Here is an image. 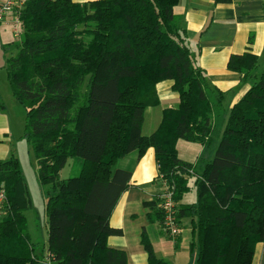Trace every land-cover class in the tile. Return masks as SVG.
Here are the masks:
<instances>
[{"label":"trees","instance_id":"16d2710c","mask_svg":"<svg viewBox=\"0 0 264 264\" xmlns=\"http://www.w3.org/2000/svg\"><path fill=\"white\" fill-rule=\"evenodd\" d=\"M178 1L25 0L17 10L21 33L10 45L6 78L25 113L23 138L37 180L51 189L42 246L32 242L23 214L31 200L18 159L0 160V264H127L124 251L106 244L122 234L109 221L131 177L114 166L147 148L154 149L158 181L172 191L178 222L189 219L191 264H251L264 241V67L257 76L255 55L230 57L228 69L251 86L229 109L212 157L179 159L178 140L210 148L216 103L173 14ZM163 81L172 82L178 104L162 111L146 137L144 112L159 105ZM69 159L79 160V173L60 180ZM191 179L196 201L180 204ZM159 205V195L143 203L148 221L162 225ZM140 242L148 264H167L144 230Z\"/></svg>","mask_w":264,"mask_h":264},{"label":"crops","instance_id":"0c3cea01","mask_svg":"<svg viewBox=\"0 0 264 264\" xmlns=\"http://www.w3.org/2000/svg\"><path fill=\"white\" fill-rule=\"evenodd\" d=\"M3 1L5 0H0ZM72 1L85 3L93 0ZM173 14L185 30L196 64L204 72L208 82L210 99L216 103L211 121L212 135L217 128L221 135L229 109L252 83L228 69L230 57L246 52L255 55L257 62L264 57V0H233L230 4H216L214 0H179L173 8ZM12 17L7 16L6 21L1 23L5 33L8 32L5 28L12 23ZM12 43L14 41L6 43L5 50H9ZM171 86V81L156 85L159 105L145 110L141 129L143 136H150L157 130L164 109L177 106L178 96L172 92ZM219 94L221 97L217 98ZM10 131L9 116L3 110L0 112V160L15 156L10 145ZM181 142L186 141L176 143L178 157L188 163H195L203 157L210 159L215 148L191 142L185 145ZM181 150L182 154L190 156H182ZM115 165L114 168L117 169H129L131 177L128 189L118 200L109 221L110 226L120 229L122 234L107 237L108 247L124 251L127 264H148L147 254L140 242L144 230L156 258L167 264H191V257L186 249L190 242V225L187 230L189 237L185 238L182 231L184 219H181V233L171 239L158 222H149L146 216L149 210L144 208L143 203L151 201L163 191L157 179L154 149L147 148L141 157H138L136 151L131 152ZM179 203L185 204L182 201ZM251 264H264V241L256 245Z\"/></svg>","mask_w":264,"mask_h":264},{"label":"rangeland","instance_id":"374dc122","mask_svg":"<svg viewBox=\"0 0 264 264\" xmlns=\"http://www.w3.org/2000/svg\"><path fill=\"white\" fill-rule=\"evenodd\" d=\"M7 19V18H6ZM5 19V21H6ZM4 21V22H5ZM13 17L12 23L7 29V33L4 32V26L0 24V99L4 103L5 112L9 116L10 120V142L12 153L17 157L18 162L21 167L22 174L24 176V180L28 189V193L31 200V207L24 211V216L26 218L28 231L30 234V238L32 242L37 243L39 245H46L47 242V225H46V214H45V205H44V194L45 192L51 189V185H40L37 177H36V162L33 156L32 151L29 146L25 142L23 138V129H24V118L25 113L23 108L16 103L14 100L11 90L9 88L6 72H5V64L6 57L14 54L13 49L5 50V44L11 41L18 42L19 38H16L13 34ZM9 39V40H8ZM8 40V41H7ZM264 67V57L258 61V67L256 68L254 74L259 76ZM220 135L218 133V128L212 135V142L210 145V149L215 147L219 141ZM178 140L177 142H179ZM185 145H189L187 142H181ZM182 154V150L180 151ZM182 156H190L185 155ZM116 167V165H115ZM80 169V162L77 159H69L66 165L59 173V179L65 180L70 177H74L78 175ZM190 190L183 195L181 201L185 204H191L196 201V190L193 185V179L190 180ZM186 218L182 220L183 227V236L185 238L189 237L188 226L190 222H188ZM189 255V244L186 247ZM186 255V254H185ZM187 255V257H188Z\"/></svg>","mask_w":264,"mask_h":264},{"label":"built area","instance_id":"2783aa9c","mask_svg":"<svg viewBox=\"0 0 264 264\" xmlns=\"http://www.w3.org/2000/svg\"><path fill=\"white\" fill-rule=\"evenodd\" d=\"M25 0H5L0 2V24L3 23L7 16H13L14 35L20 37L21 22L18 18V9H21ZM163 191L160 193V210L162 212V230L171 239H175L181 233L180 223L176 217V203L172 197V191L161 183ZM5 202V192L0 189V219L2 217Z\"/></svg>","mask_w":264,"mask_h":264}]
</instances>
